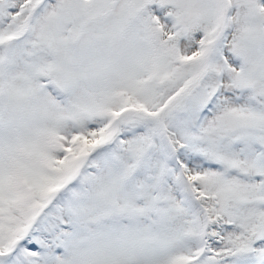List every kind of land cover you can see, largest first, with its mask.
Listing matches in <instances>:
<instances>
[{
  "label": "rangeland",
  "instance_id": "obj_1",
  "mask_svg": "<svg viewBox=\"0 0 264 264\" xmlns=\"http://www.w3.org/2000/svg\"><path fill=\"white\" fill-rule=\"evenodd\" d=\"M227 1L0 0V264H264V0Z\"/></svg>",
  "mask_w": 264,
  "mask_h": 264
},
{
  "label": "bare ground",
  "instance_id": "obj_2",
  "mask_svg": "<svg viewBox=\"0 0 264 264\" xmlns=\"http://www.w3.org/2000/svg\"><path fill=\"white\" fill-rule=\"evenodd\" d=\"M224 2V6L222 8V15L224 16V19L227 17V8H228V1L227 0H223ZM228 17H230V13L228 14ZM208 51V50H207ZM204 73V68L202 67V70L200 71V73L198 74V76L195 78V80H193L192 82H190L180 93H178L177 95L175 96H172V97H169L166 102L163 104V106L157 111L156 115L154 116V118L156 117L157 118V121L159 122L160 126H161V129H162V132L164 134V137L167 138V139H170L172 140L173 136L171 135H168L166 134L165 130H164V127H163V124H162V118L164 117V115L169 111V109L176 103V101L178 100L179 97L183 96L184 93H186L188 90H190V88L194 85L197 84V81L200 79V77L202 76V74ZM176 106V105H175ZM114 124H115V121H114ZM117 124H118V120L116 121V124H115V130H117ZM108 142V141H107ZM175 142V141H174ZM177 142H175L176 144ZM256 154V153H255ZM209 180V177L208 178H205V182H207ZM233 193V192H232ZM200 201L202 203H205L206 205H211L212 204V201H211V198H209L208 200L201 196V198H199ZM237 199V197H236ZM251 201V200H249ZM237 202V201H236ZM240 208V207H239ZM242 210V216H245L248 214V212L250 211V209H252V203H249V204H246L244 208H240ZM254 210V209H253ZM253 213V212H252ZM210 215V218H208V220H210L209 222H214L216 224L217 222V226L216 228L220 225V224H226L228 225L227 221H225V219L223 217H220L219 216H213L212 213L209 214ZM217 232V231H216ZM214 230H209L207 232H205L204 234L205 235H202V239L201 240V244L204 246V250L206 249L205 247H208L209 246V243L212 242V241H219L220 238V235H218ZM216 243V242H215ZM208 249V248H207ZM210 251V250H209Z\"/></svg>",
  "mask_w": 264,
  "mask_h": 264
},
{
  "label": "water",
  "instance_id": "obj_3",
  "mask_svg": "<svg viewBox=\"0 0 264 264\" xmlns=\"http://www.w3.org/2000/svg\"><path fill=\"white\" fill-rule=\"evenodd\" d=\"M223 20H224V16L222 15V16H221V22H222ZM221 28H222V23H221V25H220V28H219L218 32L221 30ZM151 31H152V33H153V35H154L155 37L158 36V28H157L156 26L152 25V26H151ZM203 67H204V64H203ZM144 113H145L147 116L154 117L153 114H148V113H146V112H144Z\"/></svg>",
  "mask_w": 264,
  "mask_h": 264
}]
</instances>
